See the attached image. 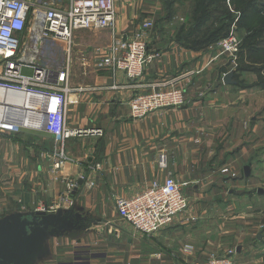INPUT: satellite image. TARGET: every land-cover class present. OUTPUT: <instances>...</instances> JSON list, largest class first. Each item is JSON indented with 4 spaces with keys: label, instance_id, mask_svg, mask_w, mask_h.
I'll use <instances>...</instances> for the list:
<instances>
[{
    "label": "crops",
    "instance_id": "0c3cea01",
    "mask_svg": "<svg viewBox=\"0 0 264 264\" xmlns=\"http://www.w3.org/2000/svg\"><path fill=\"white\" fill-rule=\"evenodd\" d=\"M36 1L35 15H40L45 6L71 5V0L67 4L66 0ZM115 3L114 30L80 31L69 50L58 40L45 41L36 48L39 53L53 52L49 54L52 61L44 67L70 71L75 92L69 96V126L100 129L102 136L67 140L64 157L59 158L60 150L52 135L31 131L15 136L0 134L18 143L17 152L22 148L41 155V159L32 160L33 165L38 163L37 172L28 181L19 178L18 183L2 188L0 221L31 212L27 208L34 204L36 194L41 199L47 196L46 205L47 199L72 200V205L64 203L52 212H66L61 232L51 228L36 235L29 264H195L212 254L229 257L234 248L232 259L238 264H264L263 210L261 218L243 223L245 226L219 221L226 211L233 213V220H242L236 217L235 201L256 198L249 183L254 187L264 182V90L257 86L258 76L239 72L220 53L218 41L202 49L186 44L185 35L193 26L195 0ZM148 20L155 24L148 49L160 58L146 68L140 79L130 81L121 72L99 68L100 56L114 38L136 31ZM32 28L35 31L29 35L26 32L24 37L33 55L27 51L24 57H35L40 65L39 53L34 52V41L40 34L37 21H32ZM74 48L80 52L78 59ZM227 75H232V84L226 83ZM176 78L185 87V105L162 109L143 119L132 117L129 103L136 94L154 82ZM114 85L121 88L86 91ZM252 94L255 96L250 97ZM40 139L44 146L38 145ZM162 156L167 161L165 169L160 166ZM247 167L249 176L245 173ZM41 168H45L43 177L39 176ZM169 175L194 203L167 229L152 236L137 234L119 218L116 201L140 195L154 182L164 183ZM72 182L78 188L70 193ZM226 184L230 185L227 191L222 188ZM258 195L264 198V192ZM205 199L222 200L224 205L207 208L196 202ZM210 208L214 209L212 214L207 213ZM209 215H214L212 223H208ZM187 245L194 248L191 255L184 253Z\"/></svg>",
    "mask_w": 264,
    "mask_h": 264
},
{
    "label": "built area",
    "instance_id": "2783aa9c",
    "mask_svg": "<svg viewBox=\"0 0 264 264\" xmlns=\"http://www.w3.org/2000/svg\"><path fill=\"white\" fill-rule=\"evenodd\" d=\"M36 0H0V134L15 136L24 131L52 135L64 157V144L72 138L102 136L100 129H73L68 124L69 96L75 92L71 85L68 69L56 71L38 65L35 57H24L28 50V39L24 34L32 21H37L40 31L34 41V52L40 43L58 40L73 46L75 34L80 31L114 30L117 25L115 0H71L68 8L45 6L40 15H35ZM31 12L33 18H31ZM153 20L145 21L130 34L114 38L100 56L99 68L113 73L121 72L130 81L140 79L146 68L156 59L157 53H150L148 39L154 29ZM30 43H32L30 41ZM33 47V43L31 44ZM222 55L235 57L242 48L237 35L217 43ZM32 70V75L24 70ZM121 87L88 88L86 91L119 90ZM185 105V87L179 80L154 82L136 94L129 103L130 113L135 119H143L162 109H177ZM165 169V156L160 159ZM92 186V185H91ZM73 193L78 185L69 184ZM72 200L61 199L58 205L38 206L36 212L52 213ZM189 198L173 176L164 183L154 182L144 193L116 201L119 218L131 225L139 235L152 236L170 227L175 219L186 212ZM194 248L187 245L184 253L191 255ZM195 264H238L231 256L210 255L205 261Z\"/></svg>",
    "mask_w": 264,
    "mask_h": 264
},
{
    "label": "rangeland",
    "instance_id": "374dc122",
    "mask_svg": "<svg viewBox=\"0 0 264 264\" xmlns=\"http://www.w3.org/2000/svg\"><path fill=\"white\" fill-rule=\"evenodd\" d=\"M217 1V5L219 6V8L221 10H223V7H226L225 10L226 12H229V18H226L227 20H232L231 21V25H230V31L228 33L227 36L223 37L220 40L223 39H227L229 38L231 35H237L243 42V39L245 40L246 37V43H244L243 45V50L242 52L239 53V55L235 56V57H228V61H230L232 64L236 65L239 69L243 66H245L246 69L249 70H257V69H262L264 67V48L258 50L255 52V56H250L249 59H247L249 56L247 55V47L250 48H254L255 46H258L260 43L263 42V46H264V0H226L225 2V6H224V0H216ZM67 0L65 2V4H67ZM66 6V5H65ZM236 17V18H235ZM31 18H33L32 12H31ZM220 17H216V15H214V19L211 22L210 26H208V30L207 33L209 31H211L212 29H216V27H218L217 25L218 22L220 21ZM35 30L34 28H32V25L29 26L28 31H27V35L33 33ZM248 33V34H246ZM205 39V38H203ZM200 40V41H203ZM219 41V40H218ZM75 42L77 44L78 41L75 40ZM74 47L77 48V46L75 45ZM32 48V46H31ZM75 49V48H74ZM33 50H29V54L33 55L32 52ZM75 58L78 59V57L80 56L78 54V49H75ZM45 50H41L40 53L37 55L38 58V63L43 66L45 65H49L50 61H52V56H49L50 53H53L52 51H46L48 52L47 54L44 53ZM80 53V52H79ZM74 57V56H73ZM225 57V56H223ZM230 58V59H229ZM252 60H255L256 62H260L261 64H250L248 62H250ZM78 61V60H77ZM248 61V62H247ZM100 64V63H99ZM32 70L29 69H25L24 70V74L26 75H32ZM262 73L264 74V71H262ZM252 79L254 80L255 78L252 77ZM263 80H264V75H263ZM253 96L250 97H254L255 94H252ZM264 96V93H263ZM264 105V104H263ZM264 107V106H263ZM264 117V116H263ZM264 138V137H263ZM264 140V139H263ZM27 143H30V140H25ZM42 145L43 141L40 139L38 141V145ZM40 145V147H41ZM6 148V151H4L3 149ZM20 148V147H19ZM18 151V143L16 142H12L7 140V138L1 137L0 136V193L2 188H6L7 185L9 184H13V183H18L17 180H20L22 178V181H28L32 175V173L37 172V166L38 163L33 165V161L32 160H38L41 159V155L38 156L35 154L34 151H27L25 149H20V152ZM262 156L264 154V147L261 150ZM264 161V160H263ZM41 165V164H40ZM43 170H45V168H41V175H39L40 177H43ZM20 178V179H19ZM44 180V178H42ZM27 185H29L31 187V185L29 184V182H26ZM250 189H255L254 190V194H256V198L255 196H250L248 198L239 200V201H235L236 203V207L238 208L237 210H235V214L236 217H242V220H233L231 217V214H233L231 211H226L224 212L223 216H220L221 218H219L220 222H225L227 225H232V224H239V225H243L245 226V222H256V218L259 219V217H262V214L260 211L263 210L264 212V198H260L258 195V188H263L264 189V182H260L258 185L253 187V183L250 182ZM230 185H223L222 188H224L226 191L228 190L227 187H229ZM234 189V187H233ZM221 190V189H220ZM234 191V190H233ZM47 197V196H45ZM44 197V199H45ZM40 198L39 194H36V198L34 200V204H32V206L30 207H26L28 210L31 211V213H35V209L37 208L36 204H39V202H44L45 200ZM62 198L59 199H52V200H48L47 199V204L48 205H58L57 203L59 201H61ZM24 201V200H23ZM197 204L199 203H203V207H216L217 205H220L223 201L222 200H199L196 201ZM26 203L27 206L28 202H24V204ZM190 203L193 204L194 201L190 200ZM224 203V202H223ZM222 203V207L223 204ZM44 205L46 204V202L43 203ZM25 206V205H24ZM192 206V205H191ZM32 207V208H31ZM61 207H63V205H61ZM35 208V209H34ZM224 208H227V203H225ZM34 209V210H33ZM211 210V211H210ZM208 210V214H212V210L211 209ZM1 211V210H0ZM5 212V210H4ZM214 213V212H213ZM46 214H51V213H46ZM208 216H205V219ZM211 217L214 218V215H209L210 221H211ZM208 220V223H212V221L210 222ZM217 223V221H216ZM255 224L252 225V227ZM249 228H251V226H248ZM232 248H234V246H232ZM236 254V249L234 248V251H230L229 255L234 256ZM250 264H253V262H249Z\"/></svg>",
    "mask_w": 264,
    "mask_h": 264
},
{
    "label": "water",
    "instance_id": "95a60500",
    "mask_svg": "<svg viewBox=\"0 0 264 264\" xmlns=\"http://www.w3.org/2000/svg\"><path fill=\"white\" fill-rule=\"evenodd\" d=\"M226 83L232 84V75H227ZM247 176L250 168L245 169ZM83 185V182H80ZM259 193L264 191L260 189ZM23 213L0 221V264H29L32 254V242L36 235L51 228L60 232L65 227L66 212L62 209L57 213L44 212Z\"/></svg>",
    "mask_w": 264,
    "mask_h": 264
},
{
    "label": "trees",
    "instance_id": "16d2710c",
    "mask_svg": "<svg viewBox=\"0 0 264 264\" xmlns=\"http://www.w3.org/2000/svg\"><path fill=\"white\" fill-rule=\"evenodd\" d=\"M225 2L226 0H224V6H225ZM192 8L193 9L191 13V18L193 20V26L185 35L186 37H188L187 40H184L186 44H188L189 46L192 45L194 48L197 49H202L205 48L207 45L209 44L211 45V43L217 42L218 40L228 35L232 20L226 19L229 18L230 16L229 12H226L225 10L226 7H223V10H221L217 5L216 0H195V3ZM214 15L222 19H220V21L218 22L219 25H217L218 27H216V29H212L207 33L208 26H210L211 22L213 21ZM191 36L194 37L191 38ZM202 39L203 41H200ZM246 42L247 41L245 37V40L243 39L242 42V48L244 43ZM242 48H241V52L243 50ZM262 48H264L263 42L260 43L258 46H255L254 48L247 47V55L249 56L247 59H249L250 56H253L256 51ZM248 63L257 64V65L261 64L260 62H256L255 60L252 59ZM238 71L244 74L249 73V74L257 75L259 80L257 86L260 89L264 90V80H263L264 74L262 73V71H264V67L262 69L249 70L246 69L245 66H243L240 69H238Z\"/></svg>",
    "mask_w": 264,
    "mask_h": 264
}]
</instances>
